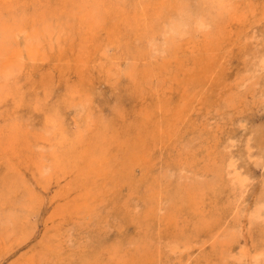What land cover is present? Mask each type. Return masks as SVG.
Masks as SVG:
<instances>
[{"label":"rangeland","instance_id":"obj_1","mask_svg":"<svg viewBox=\"0 0 264 264\" xmlns=\"http://www.w3.org/2000/svg\"><path fill=\"white\" fill-rule=\"evenodd\" d=\"M44 1L51 4L53 0ZM128 1V7L123 4L128 10H122L126 14L124 21L130 20V26L124 27L115 16L118 11L114 6L117 12L112 13V10L104 16L106 20L102 18L101 26L100 23L94 26L96 39L87 38L91 42L88 47L79 37L62 49L49 47L47 59L30 64L21 76L23 78L18 77L19 82L18 79L14 81L16 85L11 86L10 83L4 87L5 92L10 88L11 93L0 101V109H3L0 110V124L15 118L26 130H31L34 134L30 138L33 151L42 149L41 155L39 151L38 154L46 153L51 160L48 150L56 142L50 143L45 134H50L54 123L50 121L56 117L61 133L68 136L60 133L64 143L67 141V146L60 150L62 162L59 167L64 171L63 177L57 171L51 178L44 177L43 173L41 176L40 168L36 169V152L29 155L22 149L5 155V150L1 149L0 264H264V0H227L231 5L219 12L216 18H208L209 6L206 8L202 0H149L151 5L148 0H144L145 3L143 0ZM152 3L158 5L157 8L164 4L163 10ZM131 6L133 12L130 11ZM198 6H202L206 18H202L200 23L195 12L187 33L177 37L176 43L163 51L167 37L165 23L182 15L184 8L199 10ZM149 7L153 12L155 10L154 16L150 14ZM143 10L151 15L145 14L144 23L139 22L143 20L142 16L145 17ZM128 12L131 16L127 15ZM157 12L163 15L159 14L161 18L157 23L162 28H157L156 41H153L158 47L150 55L145 50L138 57V51L148 47L150 38L143 31L152 25L151 20ZM167 12L170 18L165 17ZM160 20L165 23L161 25ZM125 29L132 33L128 34L130 31ZM104 48L107 49L105 53L101 51ZM129 53L135 63L130 61ZM129 62L134 64L131 65L136 70L135 75L125 71V64ZM160 64L165 65L162 68ZM253 67L259 69L256 71ZM250 69H253L251 75ZM146 70L150 76L154 74L147 80L143 79ZM234 75L236 79H233ZM185 76L189 79L185 80ZM191 76H195L196 82ZM190 81V86H187ZM180 83L186 86L182 87ZM176 86L180 91L175 90ZM181 87L188 97L191 95L190 98H184L187 94L182 97L185 92L184 89L181 92ZM192 91L196 96H192ZM168 98L175 99L173 105ZM80 101L86 104L85 111L75 106ZM160 104L164 106L160 107ZM147 105L153 107L151 114ZM159 107H165V110L167 107L169 111L165 113ZM175 112L178 115L173 116ZM168 119H171L168 121L171 126ZM177 119H184L183 124ZM172 123H176L174 129L180 125L177 130L173 129ZM46 126L49 133L42 137L40 131H47ZM147 132L151 134L150 138ZM33 136H37V140ZM230 162L240 168L238 171L242 178L239 181L232 175ZM242 170L246 171L243 173ZM17 171L23 177L15 173ZM21 180L24 182L20 183ZM247 181L251 183L248 185ZM24 183H28L26 187ZM61 203L63 205L60 206ZM80 210L82 212L79 213ZM6 216L9 217L6 219ZM118 255L123 259H118Z\"/></svg>","mask_w":264,"mask_h":264},{"label":"bare ground","instance_id":"obj_2","mask_svg":"<svg viewBox=\"0 0 264 264\" xmlns=\"http://www.w3.org/2000/svg\"><path fill=\"white\" fill-rule=\"evenodd\" d=\"M49 2H50V0H48ZM54 1V0H53ZM51 2V4L50 3H44L45 1L44 0H0V101H2L4 98H6L8 95H9V93H11V91H10V88H8V90L5 92V89H4V87L5 86H10V83H11V86H13V85H16L15 84V82L17 81V79H18V82H19V78H21V76H23V74H25V71L27 70V68L29 67V65L30 64H32V63H39V62H41L42 60H44V59H47V57H48V55H47V50H48V48L49 47H51V48H54L55 46H58L60 49H62V47L64 46V45H67L68 43H70V42H72V41H74V40H76L77 41V38L79 37L80 39L81 38H83L84 40H82V41H85V43L83 44L85 47H86V44H87V47H88V44H91V42L88 40V39H90L91 37H93V40H94V38L96 39V37H95V34H94V32L95 31H93V28H94V26L95 25H99V23H100V26H101V22L102 21H104L102 18H104L105 19V15L107 14H109L112 10V13H114V12H117L118 11V14H116L115 16L116 17H118L121 21V23H123L124 24V27L127 25V24H129V26H130V23H129V21L127 20V21H124V20H126V18L124 17V15H126L123 11L124 10H122L123 8L125 9V11L126 10H128V9H126L124 6H123V4H125V6H127L126 5V3H127V1L128 0H114V1H116V2H114L113 1V3H108L109 1L111 2V0H70V2H69V0L67 1V0H62L60 3L58 2V1H56V3L55 2ZM108 1V2H107ZM131 1V0H130ZM130 1H128V3L130 2ZM149 1V0H148ZM152 1V0H151ZM151 1H149L150 2V5H151ZM167 1V0H166ZM180 1V0H179ZM187 1V0H186ZM203 1V3H204V6L206 7V8H208V6H209V8H208V18H211V17H213V18H216L217 17V15L219 14V12H223V11H225L230 5H231V1L230 2H227V0H202ZM202 1L201 2H199V3H202ZM137 2H139V0L137 1ZM137 2H135V4H138ZM144 2V0L142 1V3ZM145 2H146V0H145ZM144 2V3H145ZM148 2V3H149ZM169 2V1H168ZM181 2V1H180ZM197 2V1H196ZM131 3H134V1L132 2L131 1ZM154 3V2H153ZM152 3V5L153 6H155L154 4ZM175 3V2H174ZM183 3V2H182ZM70 4V5H69ZM110 4V5H109ZM111 4H113V5H111ZM166 4V3H165ZM177 4H179L178 2H177ZM134 4H132V6H133ZM163 5L164 4H160V7L161 8H157V6H155L157 9H162L163 10ZM167 5V4H166ZM71 8H70V7ZM110 6V7H109ZM114 6H115V8H117V11H115L114 10ZM131 6V7H132ZM138 6V5H137ZM143 6H145L146 7V5L145 4H143ZM168 6V5H167ZM166 6V7H167ZM169 6H170V4H169ZM128 7V6H127ZM130 7V11L133 9V7L131 8ZM178 7V6H177ZM199 7V6H198ZM197 7V8H198ZM140 8V7H139ZM147 8H148V4H147ZM146 8V9H147ZM153 7H151V9H152ZM155 8V9H156ZM134 9H135V12H137V10H136V6L134 7ZM141 9H142V7H141ZM141 9H139V10H141ZM145 9V8H144ZM173 8L171 7V10H172ZM73 10V11H72ZM149 10H150V7H149ZM166 10V9H165ZM134 11V10H133ZM133 11H131V12H133ZM143 11H145V13L143 14L144 16H145V14H146V10H143ZM142 11V12H143ZM169 11V14H171L170 13V10H168ZM176 11H178L177 9H176ZM149 12H151L150 14H152L153 13V16H154V13H156L155 12V10H154V12H153V9L152 10H150ZM160 12V11H159ZM172 12V11H171ZM195 12H196V15H197V20L198 21H200V23H202V18H206L205 17V15L202 13V6L201 7H199V10H195V9H193V10H190L189 11V9L188 8H184L183 9V12H182V15H180V16H174V17H172L171 19H169L170 17H169V15H168V12H167V14H165V17H166V15L169 17V18H166V19H169L168 20V23H165V21L164 20H160L161 22V25H162V22H164L165 23V26H164V28L166 29V32H165V34H166V40H164V47H163V51H166L167 50V48L169 47V46H172V44L173 43H176V41H177V37H179V36H184L186 33H187V30H188V26H189V24H190V20H191V17H192V15L194 16V14H195ZM130 12H128L127 13V15H130L129 14ZM173 13H175V12H173ZM133 14V13H132ZM149 13H148V15L146 14V16H151ZM159 14L160 13H158L157 12V15L154 17V19L153 20H151V26H149V27H147V25H144V26H146L147 28H145V30L143 31V32H145L146 33V37L147 36H150V38H148L149 39V41H147L148 42V47L145 49H143V47L142 46H140L139 48H141L142 47V49H140L138 52L139 53H137L139 56L138 57H140V56H142L141 54H143L144 52H145V50L147 51V53H148V55H150V53L152 52V50H156V48L158 47L157 45H155L154 44V42L156 41V33H155V31L157 30V28H159L158 30H160V27H159V25H158V23H157V21H159V19L161 18L160 16H163V15H161L162 14V12H161V14H160V16H159ZM140 15V14H139ZM105 16V17H104ZM131 16V15H130ZM133 16V15H132ZM138 16V15H137ZM146 16L145 17H143L142 16V18H143V20H141V21H139V22H142V21H144V19H146ZM152 16V17H153ZM108 17V16H107ZM112 17H113V14H112ZM128 17V16H127ZM139 17V16H138ZM129 18H131V17H129ZM102 19V20H101ZM111 19V18H110ZM113 19V18H112ZM111 19V20H112ZM117 19V18H116ZM133 19V18H132ZM149 19H151V17H149ZM149 19H147V22L149 21ZM194 19H195V17H194ZM238 19H239V17H238ZM237 19V20H238ZM262 19V18H261ZM106 20V19H105ZM232 20H233V18H232ZM264 20V19H263ZM117 21V20H116ZM123 21V22H122ZM135 22V21H134ZM150 22V21H149ZM148 22V23H149ZM153 22H156V24H154ZM242 22V21H241ZM249 22V21H248ZM260 22V21H259ZM106 23V22H105ZM104 23V24H105ZM109 23V22H108ZM113 23V22H112ZM118 23H119V21H118ZM117 23V24H118ZM131 23H133V22H131ZM142 23H144V22H142ZM159 23V24H160ZM236 23V22H235ZM240 23V22H239ZM246 23V22H245ZM257 23V22H256ZM111 24V23H110ZM109 24V25H110ZM150 24V23H149ZM154 24V25H153ZM242 24V23H241ZM240 24V25H241ZM258 24V23H257ZM114 25V24H113ZM134 25V27L136 26L135 24H133ZM247 25V24H246ZM262 25V24H261ZM260 25V26H261ZM104 26V25H103ZM118 26V25H117ZM139 26V25H138ZM141 26H142V24H141ZM99 27V26H98ZM124 27H123V30H124ZM247 27H248V25H247ZM252 27V26H251ZM107 28V27H106ZM110 28V27H109ZM109 28H107V29H109ZM126 28H129V27H126ZM136 28V27H135ZM141 28V27H140ZM162 28V27H161ZM221 28V27H220ZM226 28V27H225ZM99 29V28H98ZM112 29V28H111ZM132 29V28H131ZM104 30V29H103ZM121 30H122V28H121ZM126 30H128V29H125V31ZM133 30H134V28H133ZM221 30V29H220ZM86 31V32H85ZM90 31H91V33H90ZM116 31H117V28H116ZM128 31H130V29L128 30ZM137 31V30H136ZM139 31V30H138ZM79 32H82L81 34L79 33ZM186 32V33H185ZM209 32V31H208ZM207 32V33H208ZM86 34V35H83V34ZM120 33V32H119ZM130 33H132L131 31L128 33V34H130ZM136 33V32H135ZM158 33H159V31H158ZM179 33H182V34H179ZM112 34H113V31H112ZM81 37H80V36ZM113 35H117V34H113ZM120 35V34H119ZM126 35V34H125ZM139 35H141V37H142V34H139ZM107 36H108V34H107ZM228 36V35H227ZM233 36V35H232ZM238 36V35H237ZM236 36V37H237ZM113 37V36H112ZM145 37V36H144ZM208 37V36H207ZM78 38V39H79ZM88 38V39H87ZM102 38H103V36H102ZM107 38V37H106ZM115 38V37H114ZM209 38V37H208ZM228 38V37H227ZM108 39V38H107ZM106 39V40H107ZM134 39H136L135 37H134ZM147 39V40H148ZM87 40H88V42H87ZM105 40V39H104ZM180 40V39H179ZM189 40V39H188ZM209 40V39H208ZM108 41V40H107ZM115 41V40H114ZM123 41V40H122ZM154 41V42H153ZM238 41H240V40H238ZM238 41H235V42H238ZM106 42V41H105ZM124 42V41H123ZM135 42V41H134ZM180 42V41H179ZM108 43V42H107ZM110 43V42H109ZM131 43H133V42H131ZM136 43V42H135ZM111 44V43H110ZM119 44V43H118ZM122 44V43H121ZM140 45H141V43H139ZM138 44V45H139ZM159 44V43H158ZM232 44H234V43H232ZM81 45V47L83 46L82 45V43L80 44ZM80 45H79V47H78V45H77V47L80 49ZM104 45V44H103ZM109 45V44H108ZM123 45V44H122ZM126 46L128 45V44H125ZM187 45V44H186ZM199 45V44H198ZM237 45V44H236ZM110 46V45H109ZM114 46V45H113ZM206 46V45H205ZM208 46V45H207ZM58 47H57V49H58ZM106 47V46H105ZM111 47V46H110ZM125 47V46H124ZM128 47V46H127ZM130 47V46H129ZM94 48H95V44H94ZM99 48V47H98ZM126 48V47H125ZM230 48V47H229ZM59 49V50H60ZM77 49V48H76ZM114 49V48H113ZM134 49H135V47H134ZM133 49V50H134ZM84 50V49H83ZM89 50V49H88ZM103 50V51H102ZM105 50H107V49H101V51L103 52V53H105L104 51ZM111 50V49H110ZM110 50H108V51H110ZM118 50H119V48H118ZM136 50V49H135ZM56 53H57V51L56 50H54ZM71 51V50H70ZM75 51V50H74ZM130 51V53H131V50H129ZM197 51V50H196ZM200 51V50H199ZM203 51V50H202ZM220 51V50H219ZM222 51V50H221ZM224 52H226L225 50H223ZM53 52V51H52ZM63 52V51H62ZM62 52H60V53H62ZM80 52L82 53V51L80 50ZM100 52V51H99ZM125 52V51H124ZM123 52V53H124ZM160 52V51H159ZM172 52V51H171ZM180 52V51H179ZM50 53V52H49ZM59 53V54H60ZM65 53V52H64ZM64 53H62V54H64ZM70 53V52H69ZM106 53H108V52H106ZM121 53V52H120ZM130 53H129V55H130ZM183 53H185V52H183ZM223 53V52H222ZM54 54V53H53ZM58 54V53H57ZM56 54V55H57ZM61 54V55H62ZM66 54V53H65ZM71 54V53H70ZM112 53L110 52V55H111ZM125 54H126V52H125ZM146 54V53H145ZM176 54V53H175ZM179 54V53H178ZM200 54V53H199ZM105 55V54H104ZM108 55H109V53H108ZM120 55H122V54H120ZM129 55L127 56V57H129ZM173 55V54H172ZM205 55V54H204ZM207 55V54H206ZM226 55V54H225ZM224 55V56H225ZM252 55H254L253 53H252ZM257 55H259V54H257ZM54 56V55H53ZM107 56V55H106ZM105 56V57H106ZM125 56V57H126ZM146 56V55H145ZM228 56V55H227ZM261 56V55H260ZM264 56V55H263ZM54 57H56V56H54ZM67 57V56H66ZM110 57H114V56H110ZM123 57V56H122ZM130 57H131V55H130ZM170 57H172L171 55H170ZM180 57V56H179ZM226 57V56H225ZM229 57V56H228ZM103 58V57H102ZM106 58H109V57H106ZM115 58V57H114ZM116 58H118L117 56H116ZM159 58V57H158ZM174 58V57H173ZM176 58V57H175ZM197 58V57H196ZM198 58H199V56H198ZM231 58V57H230ZM57 59H58V57H57ZM62 59H63V57H62ZM65 59V58H64ZM86 59V58H85ZM97 59V58H96ZM110 59V58H109ZM121 59V58H120ZM127 59V58H126ZM140 59V58H139ZM169 59V58H168ZM207 59V58H206ZM209 59V58H208ZM222 59V58H221ZM224 59V58H223ZM51 60V59H50ZM99 60V59H98ZM106 60V59H105ZM111 60H113V59H111ZM117 60V59H116ZM116 60H114V61H116ZM130 60V59H129ZM134 61V63H135V60L134 59H132V57H131V60L130 61ZM199 60H200V58H199ZM211 60V59H210ZM246 60V59H245ZM244 60V61H245ZM39 61V62H38ZM54 61V60H53ZM52 61V62H53ZM67 61V60H66ZM84 61V60H83ZM101 61H103V60H101ZM113 61V62H114ZM132 61V62H133ZM196 61V60H195ZM212 61V60H211ZM229 60H227V62H228ZM60 62V61H59ZM112 62V63H113ZM142 62V61H141ZM192 62V61H191ZM197 62H198V59H197ZM214 62H215V60H214ZM218 62H220V61H218ZM263 62V61H262ZM61 63V62H60ZM96 63V62H95ZM98 63V62H97ZM99 63H101L100 61H99ZM144 63H146V62H144ZM166 63H169V61L168 62H166ZM190 63V62H189ZM193 63H194V61H193ZM40 64H43V63H40ZM51 64V63H50ZM53 64V63H52ZM83 64V62H81V65ZM84 64H85V62H84ZM104 64H105V62H104ZM114 64V63H113ZM112 64V65H113ZM117 64V63H116ZM123 64V63H122ZM125 64V63H124ZM131 64H133V63H130L129 62V64H125V65H127L126 66V73H127V70H128V74H129V72H131V74H133L134 73V71H136V70H134L135 68H133V65H131ZM147 65H148V63H146ZM153 64V63H152ZM173 65H174V63H172ZM171 64V65H172ZM180 64V63H179ZM192 64V63H191ZM228 64H229V62H228ZM254 64V63H253ZM35 65V64H34ZM106 65V64H105ZM109 65V64H108ZM111 65V64H110ZM124 65V66H125ZM142 65V64H141ZM151 65V64H150ZM153 65H155V64H153ZM161 65V64H160ZM164 65L165 64H163V66L161 65L160 67H164ZM177 65H178V63H177ZM205 65V64H204ZM203 65V66H204ZM209 66H210V63L208 64ZM215 65V64H214ZM222 65V64H221ZM224 65V64H223ZM230 65V64H229ZM37 66H38V64H37ZM37 66H34V67H37ZM57 66H60V65H57ZM56 66V67H57ZM103 66V65H102ZM116 66V65H115ZM144 66V64L142 65V67ZM159 66V65H158ZM167 66V65H166ZM179 66V65H178ZM185 66V65H184ZM190 66V65H189ZM193 66V65H192ZM202 66V65H201ZM211 66H213V65H211ZM215 66H217V65H215ZM248 66V65H247ZM46 67V66H45ZM60 67H63V66H60ZM69 67V66H68ZM90 67V66H89ZM141 67V68H142ZM177 67V66H176ZM183 67V66H182ZM194 67V66H193ZM220 67V66H219ZM256 67H258L257 65H256ZM121 68H123L122 66H121ZM123 68V69H124ZM140 68V69H141ZM152 68V67H151ZM154 68V67H153ZM155 68H157L156 66H155ZM161 68V69H162ZM166 69H167V67H165ZM196 68V67H195ZM212 68V67H211ZM216 68V67H215ZM218 68V67H217ZM228 68V67H227ZM248 68V67H247ZM34 69V68H33ZM58 69V68H57ZM122 69V71L124 72V70ZM139 69V70H140ZM143 69V68H142ZM165 69V70H166ZM178 69V68H177ZM191 69V68H190ZM196 69H198V68H196ZM201 69H202V67H201ZM206 69H208V68H206ZM253 69H254V67H253ZM253 69H250V71L249 70H247V71H249V73L251 72V70H253ZM259 69V68H258ZM257 68L256 69H254V70H258ZM29 70V69H28ZM73 70H76V69H73ZM145 70V69H144ZM163 70V69H162ZM164 70V71H165ZM168 70V69H167ZM175 70H176V68H175ZM180 70V69H179ZM192 70V69H191ZM190 70V71H191ZM216 70V69H215ZM214 70V71H215ZM245 70V69H244ZM89 71V70H88ZM87 71V73H89ZM147 71V73H146V75H145V77L144 76H142V77H144L143 79H145V80H147V79H149V78H147L148 76L151 78L152 76H150L151 75V73H149V71H150V69H149V71L148 70H146ZM152 71L154 72L155 70H153L152 69ZM151 71V72H152ZM198 71H199V69H198ZM207 71V70H206ZM205 71V72H206ZM217 71V70H216ZM246 71V70H245ZM244 71V72H245ZM47 72V71H46ZM50 72V71H49ZM48 72V73H49ZM68 72V71H67ZM140 72H141V70H140ZM156 72H159V70L157 71L156 70ZM155 72V73H156ZM162 72V71H161ZM160 72V73H161ZM167 72V71H166ZM175 72H177V71H175ZM200 72V71H199ZM198 72V73H199ZM209 72H210V70H209ZM244 72L242 73L241 72V74H244ZM254 72V71H253ZM29 73V72H28ZM33 73V72H32ZM45 73V72H44ZM72 73H73V71H72ZM76 73V72H75ZM136 73V72H135ZM135 73L133 74V75H135ZM169 73V72H168ZM172 73V72H171ZM185 73V72H184ZM188 73H190L189 71H188ZM192 73H193V71H192ZM197 73V74H198ZM125 74V73H124ZM140 74V73H139ZM144 74H145V72H144ZM186 74H187V70H186ZM239 73H237V75H238ZM247 74V73H246ZM254 74V73H253ZM45 75V74H44ZM46 75H50V74H46ZM77 75V74H76ZM88 75V74H87ZM141 75V74H140ZM193 75H194V73H193ZM201 75H203V77H204V74H201ZM211 75H212V73H211ZM236 75V74H235ZM234 75V76H235ZM248 75V74H247ZM250 75H251V73H250ZM27 76V75H26ZM132 76V75H131ZM131 76H130V78H131ZM172 76V75H171ZM181 76V75H180ZM195 76H196V74H195ZM195 76H191L192 78H193V81L194 82H196L195 81ZM206 76V75H205ZM233 76V79L235 78H237V76H235L234 77ZM239 76V75H238ZM245 77H246V75H244ZM243 76V77H244ZM254 77H255V75H253ZM19 77V78H18ZM81 77H82V75H81ZM135 77V76H134ZM138 77V76H137ZM140 77V76H139ZM198 77H202V76H198ZM198 77L196 78L197 80H199L198 79ZM240 77V76H239ZM238 77V78H239ZM23 78V77H22ZM21 78V79H22ZM27 78V77H26ZM25 78V79H26ZM126 78H127V76H126ZM182 78V77H181ZM186 78L187 79H189V77H186L185 76V80H186ZM191 78V79H192ZM231 78V77H230ZM248 78V77H247ZM24 79V80H25ZM79 79V78H78ZM86 79V78H85ZM139 79V78H138ZM142 79V80H143ZM171 79H175V78H171ZM190 79V80H191ZM201 79V78H200ZM206 79V78H205ZM217 79V78H216ZM222 79V78H221ZM240 79V78H239ZM79 80H81V79H79ZM128 80H130L129 78H128ZM131 80H134V79H131ZM181 80V79H180ZM183 80V79H182ZM202 80V79H201ZM200 80V81H201ZM241 80V79H240ZM243 80H244V78H243ZM14 82V84H13V82ZM22 81V80H21ZM20 81V82H21ZM83 81V80H82ZM192 81V80H191ZM191 81H190V83L189 84H187V86L189 85L190 86V84H191ZM228 81V80H227ZM231 81V79H229V82ZM237 81H238V79H237ZM78 82V81H77ZM138 82V81H137ZM137 82H136V84H137ZM178 82V81H177ZM183 82V81H182ZM189 81H187V83H188ZM225 82V81H224ZM233 82V81H232ZM232 82H231V85H232ZM139 83V82H138ZM186 83V81H184V84ZM197 83H198V81H197ZM196 83V84H197ZM203 83V82H202ZM234 83V82H233ZM239 83V82H238ZM44 84V83H43ZM46 84V83H45ZM82 85H83V83H81ZM172 84H173V81H172ZM171 84V85H172ZM179 84V83H178ZM177 84V85H178ZM181 85H182V87L183 86H186V85H183L182 83H180ZM199 84V83H198ZM47 85V84H46ZM71 85V84H70ZM69 85V86H70ZM215 85V84H214ZM222 85V84H221ZM221 85H219V86H221ZM229 85V84H228ZM230 85V86H231ZM234 85V84H233ZM232 85V86H233ZM192 86V85H191ZM194 86V85H193ZM198 86V85H197ZM48 87V86H47ZM50 87V86H49ZM48 87V88H49ZM76 87H79L80 88V86H76ZM84 87V86H83ZM177 87V86H176ZM181 87V88H182ZM205 87V86H204ZM222 88H223V86H221ZM234 87V86H233ZM12 88V87H11ZM72 88V87H71ZM172 88H173V85H172ZM174 88H175V86H174ZM179 87H177L175 90H179L178 89ZM200 88H201V86H200ZM200 88L199 89H196V90H200ZM220 88V87H219ZM183 89L184 88H182V90H181V92L183 91ZM218 89V88H217ZM18 90V89H17ZM48 90H50V89H48ZM76 90V89H75ZM202 90V89H201ZM222 90V89H221ZM180 91V90H179ZM178 91V92H179ZM186 90L184 89V91L183 92H185ZM224 91V90H223ZM230 90L228 89V92H229ZM12 92H13V94H14V91L12 90ZM164 92V91H163ZM182 92V93H183ZM193 92V91H192ZM191 92V94H192V96L193 95H195L194 94V92L192 93ZM218 92H219V90H218ZM227 92V94H229V93H232V92H229L228 93ZM16 93V92H15ZM165 93V92H164ZM164 93H162V94H164ZM196 93H199V92H196ZM212 93V92H211ZM225 93H226V91H225ZM161 94V93H160ZM172 95H173V93H171ZM174 94H175V92H174ZM181 93H179V95H180ZM185 94H187V92H185L184 94H183V96L182 97H184V95ZM203 94V93H202ZM218 94H220V93H218ZM21 94L19 93V96H20ZM23 95V94H22ZM167 95V94H166ZM169 95V94H168ZM167 95V96H168ZM171 95V96H172ZM200 95H201V93H200ZM231 95V94H230ZM170 96V95H169ZM170 96V97H171ZM175 96H176V94H175ZM186 97H184V98H187L188 97V94L187 95H185ZM191 96V95H190ZM190 96L188 97V98H190ZM196 96V95H195ZM194 96V97H195ZM199 96V95H198ZM220 96H221V94H220ZM160 97H162V95L160 96ZM180 97V96H179ZM178 97V101H180V98ZM215 97V96H214ZM223 97H224V95H223ZM228 97H229V95H228ZM234 97V96H233ZM166 98V97H165ZM164 98V99H165ZM184 98L182 99V101L184 102ZM187 98V99H188ZM230 98H231V96H230ZM14 99V98H13ZM18 99H20V98H18ZM22 99H24L23 97H22ZM21 99V100H22ZM170 98H168V100H169ZM185 100V101H188V100ZM224 99V98H223ZM20 100V101H21ZM163 100V99H162ZM165 100H167V99H165ZM171 100V99H170ZM170 100H169V102H170ZM173 100H174V102H175V99L173 98L172 100H171V103L173 102ZM198 100H199V98H198ZM154 101V100H153ZM157 101H159V99L157 100ZM177 101V100H176ZM223 101V100H222ZM161 102V101H160ZM168 102V101H167ZM168 102V103H169ZM207 102V101H206ZM220 102V101H219ZM177 103V102H176ZM185 103V102H184ZM214 103V102H213ZM212 103V104H213ZM222 103V102H221ZM179 104H182L183 105V103H179ZM186 104V103H185ZM184 104V105H185ZM194 104V103H193ZM214 104H216V103H214ZM219 104V103H218ZM223 104V103H222ZM153 105V104H152ZM156 105V104H155ZM167 105H169V104H167ZM172 105H173V103H172ZM202 105V104H201ZM217 105V104H216ZM3 106V105H2ZM75 106H79V108L82 110V111H85L86 110V104L84 103V101H80V103H78V104H76ZM162 106H164L163 104H162ZM161 106V104H160V107H162ZM170 106H171V104H170ZM187 106V105H186ZM195 106V105H194ZM220 106V105H219ZM5 107V106H4ZM160 107L158 108V109H160ZM168 107V106H167ZM167 107H166V110H168L167 109ZM177 107H179V105H177ZM180 107H182L181 105H180ZM206 107V106H205ZM209 107H211V106H209ZM215 107V106H214ZM217 107V106H216ZM146 108H148L147 110L150 112V114L152 113V108L153 107H148V105H147V107ZM169 108V107H168ZM174 108V107H173ZM193 108H195V107H193ZM192 107H191V109H193ZM2 109V108H1ZM0 109V110H1ZM57 109V108H56ZM165 110V107H163V108H161L160 109V111H164ZM175 109V108H174ZM182 109V108H181ZM202 109V108H201ZM220 109V108H219ZM3 110V109H2ZM166 110H165V113H166ZM176 110V109H175ZM178 110L180 111V108H178ZM196 110V109H195ZM199 110H200V107H199ZM205 110H208V108L206 107V109ZM51 111V110H50ZM53 111V110H52ZM56 111H58V110H56ZM144 111V110H143ZM169 111V110H168ZM168 111H167V113H168ZM178 111V112H179ZM55 112V110L52 112V113H54ZM142 112V111H141ZM156 112H157V110H156ZM191 112V111H190ZM196 112H198V111H196ZM201 112V111H200ZM9 113V112H8ZM57 113V112H56ZM55 113V114H56ZM59 113V112H58ZM154 113V112H153ZM163 113V112H162ZM176 113V112H175ZM180 113H182V112H180ZM55 114H54V116H55ZM143 114V113H142ZM186 114V113H185ZM56 115H58V114H56ZM145 115H148L147 113L145 114ZM157 115V114H156ZM174 115H178L177 113L176 114H174L173 113V116ZM201 116H202V114H200ZM8 116V115H7ZM6 116V117H7ZM152 116V115H151ZM180 116L181 115H179V118H180ZM186 116V115H185ZM198 116V115H197ZM53 117V116H52ZM170 117H172V116H170ZM176 117V116H175ZM178 117V116H177ZM195 117H196V114H195ZM199 117V116H198ZM197 117V118H198ZM153 118V117H152ZM160 118V117H159ZM182 118V117H181ZM196 118V119H197ZM8 119V118H7ZM57 117L53 120V121H50V122H54V123H52L51 124V126H52V130H50L51 132H50V134H48L49 132H48V130H47V126L49 125L50 126V124H48L47 126H46V130L47 131H45V132H43V130L42 131H40V134H41V136L43 137L44 136V134L46 133V132H48L47 134L48 135H46L45 134V136H46V138L50 141V143H52V144H54L55 142V144L53 145V146H51V148H49L50 150H48L47 148V150L48 151H50V157H52L51 158V160H49L48 158H49V156L46 154V153H42V156H40L41 154H40V152H41V150L39 151L38 149H36L37 148V146H36V150L37 151H39V154H38V152L37 151H33L34 149L32 148L33 147V144H32V142H31V135L33 134L32 133V131L31 130H26V128L23 126V124H20V122L19 121H17L15 118H12V119H10L9 121L7 120L6 122H4V123H1L0 124V151H1V149H3V152H4V150H5V155H7V153H12V152H14L15 153V151L16 150H22L23 149V151H26L27 150V152H28V154L29 155H31L30 154V152H36V156H35V159H36V169L38 168L39 169V174L41 175V176H43L42 175V173L45 175L44 177H48V178H51L52 176H53V174H54V172L55 171H57L58 173H59V176L61 175V174H63L64 173V171L59 167V166H61L60 165V162H62V159H61V154H60V150H61V148L63 149V147H64V145H65V143L67 144V141L65 140V143H64V138H62L61 136H60V133H61V131H62V129H61V127H60V125H59V123H57ZM148 119V118H147ZM165 119V118H164ZM185 119V118H184ZM183 119V120H184ZM199 119V118H198ZM201 119V118H200ZM157 120H159V119H157ZM171 120V119H170ZM169 119L167 120V123H168V121L169 122H171ZM177 120H179V119H177ZM183 120H181L182 121V123L181 124H183ZM160 121V120H159ZM180 121V120H179ZM178 121V122H179ZM180 121V122H181ZM175 122H176V119H175ZM177 122V123H178ZM195 122H198L197 120L195 121ZM140 123V122H139ZM160 123V122H159ZM163 123V122H162ZM165 123V122H164ZM163 123V124H164ZM199 123V122H198ZM155 124V123H154ZM169 125H170V123H168ZM172 124H174V126H173V129H174V127H175V125H176V123H172ZM179 124V123H178ZM201 124V123H200ZM161 125V124H160ZM165 125V124H164ZM194 125V124H193ZM156 126V125H155ZM171 126V125H170ZM170 126H168V127H170ZM180 126V125H179ZM178 125H177V128L179 127ZM184 126V125H183ZM185 126H186V124H185ZM138 127H139V125H138ZM159 127L160 126H158V129H159ZM164 127V126H163ZM187 127V126H186ZM199 127H200V125H199ZM203 127V126H202ZM172 128V127H171ZM177 128H175L176 130H177ZM155 129H157V128H155ZM166 129H168V128H166ZM174 129V130H175ZM186 129V128H185ZM198 129V128H197ZM61 130V131H60ZM151 130H154V129H152L151 128ZM170 131L171 132H173L171 129H170ZM170 131H169V133H170ZM41 132H43V133H41ZM149 132V131H148ZM148 132H147V134H148ZM164 132H165V130H164ZM194 132H197V131H194ZM193 132V133H194ZM162 133H163V130H162ZM174 133V132H173ZM172 133V134H173ZM39 134V133H38ZM40 134H39V136H40ZM62 134V136H64V135H66L65 133H64V135H63V133H61ZM167 134H168V132H167ZM34 135V134H33ZM37 135V134H36ZM149 135V134H148ZM151 135V134H150ZM150 135H149V138H150ZM169 135V134H168ZM167 135V136H168ZM183 135V134H182ZM40 136V137H41ZM66 136H68V135H66ZM146 136V135H145ZM166 136V137H167ZM34 137V136H33ZM37 136H35L34 138H36ZM41 137V138H42ZM157 137V136H156ZM38 138V137H37ZM37 138H36V140H37ZM45 138V137H44ZM170 138V137H169ZM180 138V137H179ZM43 139V138H42ZM145 139H146V137H145ZM248 139V138H247ZM49 141H48V144H49ZM148 141V140H147ZM152 141H154V140H152ZM248 141V140H247ZM54 142V143H53ZM159 142V141H158ZM36 143H38V142H36ZM144 143V142H143ZM154 143H156V142H154ZM161 143V142H160ZM167 143V142H166ZM166 143H165V145H166ZM253 143V142H252ZM255 143V142H254ZM40 144V143H39ZM39 144H37L38 145V147L40 146ZM45 144V143H44ZM69 144V143H68ZM126 144V143H125ZM140 144H142V143H140ZM169 144V143H168ZM242 144V143H241ZM244 144V143H243ZM138 145V144H137ZM146 145V144H145ZM159 145H161V144H159ZM163 145V144H162ZM165 145H164V147H165ZM248 145V144H247ZM65 146H67V145H65ZM126 146V145H125ZM136 146V145H135ZM142 146V145H141ZM4 147V148H3ZM124 147V146H123ZM137 147V146H136ZM144 147V146H143ZM146 147V146H145ZM153 147V146H152ZM40 148V147H39ZM43 148V147H42ZM45 148V147H44ZM138 148V147H137ZM147 148V147H146ZM158 148V147H157ZM162 148V147H161ZM166 148V147H165ZM31 149H32V151H31ZM46 149L44 150V152L46 151ZM143 149V148H142ZM149 149V148H148ZM164 149V148H163ZM240 149V148H239ZM151 150V149H150ZM159 150V149H158ZM168 150V149H167ZM43 151V150H42ZM7 152V153H6ZM18 152V151H17ZM47 152V151H46ZM164 152V151H163ZM150 153H151V151H150ZM27 154V153H26ZM35 154V153H34ZM141 154V153H140ZM11 155V154H10ZM14 155V154H13ZM17 155V154H16ZM24 155H25V153H24ZM64 155V154H63ZM28 156V155H27ZM34 156V155H33ZM37 157V158H36ZM143 157V156H142ZM147 157V156H146ZM18 158V157H17ZM29 158V157H28ZM34 158V157H33ZM47 158V159H46ZM66 158V157H65ZM186 158H188V157H186ZM30 159H31V157H30ZM103 159V158H102ZM107 159V158H106ZM150 159V158H149ZM193 159V158H192ZM19 160H20V158H19ZM34 160V159H33ZM108 160V159H107ZM147 160V159H146ZM237 160V159H236ZM99 161V160H98ZM142 161V160H141ZM178 161H179V159H178ZM187 161V160H186ZM189 161V160H188ZM191 161H193V160H191ZM7 162H8V160H7ZM103 162H104V160H103ZM182 162V161H181ZM194 162V161H193ZM33 163H35V162H33ZM105 163V162H104ZM107 163V162H106ZM109 163V162H108ZM234 162H230V166H231V172H232V170H233V173L234 174H232L233 176L235 175V177H236V179H238V181H239V179H241L242 178V176L240 175V173H239V171H238V169H240V168H238L237 169V167H235V165L233 164ZM238 163V162H237ZM9 164H10V162H9ZM23 164V163H22ZM141 164V163H140ZM181 164H183V163H181ZM11 165V164H10ZM27 165V164H26ZM35 165V164H34ZM196 165V164H195ZM121 166V165H120ZM138 166V165H137ZM180 166V165H179ZM182 166H184V164L182 165ZM103 167V166H102ZM143 167H144V165H143ZM186 167V166H185ZM13 168V167H12ZM28 168V165H27V167H26V169ZM145 168V167H144ZM10 169H11V167H10ZM15 169V168H14ZM140 169V168H139ZM142 169V168H141ZM244 169H245V166H244ZM41 170V171H40ZM179 170H181V169H179ZM178 170V171H179ZM247 170V169H246ZM245 170V171H246ZM33 171V170H32ZM31 170H30V172H32ZM145 171V170H144ZM183 171V170H182ZM244 171V172H245ZM101 172V171H100ZM116 172V171H115ZM242 172H243V170H242ZM243 172V173H244ZM15 173H18V171L17 172H15ZM28 173V172H27ZM108 173V172H107ZM197 173V172H196ZM195 173V174H196ZM14 174V173H13ZM31 174H33V172L31 173ZM91 174V173H90ZM97 174H98V172H97ZM110 174H111V172H110ZM180 174V173H179ZM10 175V174H9ZM18 175H20V171H19V173H18ZM87 175V174H86ZM108 175V174H107ZM197 175V174H196ZM14 176V175H13ZM21 176V175H20ZM62 177H63V175H61ZM60 176V177H61ZM180 176V175H179ZM248 176V175H247ZM21 177H23V176H21ZM21 177H19L20 179H22ZM34 177V176H33ZM71 177V175L69 176V178ZM89 177V176H88ZM95 177L96 176H94V178L93 179H95ZM30 178V177H29ZM102 178V177H101ZM249 178H251V177H249ZM25 179V178H24ZM23 179V180H24ZM40 179V178H39ZM3 180V179H2ZM14 180V179H13ZM12 180V181H13ZM27 180H28V178H27ZM67 180V179H66ZM64 181V183L66 182L67 183V181L69 180H67V181ZM89 180H90V177H89ZM22 181V180H21ZM25 182H26V179L24 180ZM24 181H22V182H20V183H23ZM31 181V180H30ZM30 181H29V183H30ZM8 182V181H7ZM7 182H6V184H7ZM35 181H33V183H34ZM62 182V181H61ZM244 182H246V181H244ZM244 182H243V184H244ZM4 183V182H3ZM9 183H10V181H9ZM8 183V184H9ZM187 183V182H186ZM190 184H191V182H189ZM251 183V182H250ZM248 181H247V183L246 184H250ZM263 184H264V182H262ZM5 184V183H4ZM28 184V183H27ZM27 184H25L24 183V185H25V187H26V185ZM189 184V185H190ZM242 184V185H243ZM245 185V184H244ZM32 186V185H31ZM34 186H35V184H34ZM68 186V185H67ZM6 187V186H5ZM37 187V186H36ZM187 187H188V185H187ZM244 187V186H243ZM249 187V186H248ZM247 187V188H248ZM251 187H252V185H251ZM264 186H262V188H263ZM189 188V187H188ZM28 189V188H27ZM33 189V188H32ZM260 189H261V186H260ZM264 189V188H263ZM30 190V189H29ZM94 190V189H93ZM262 190V189H261ZM21 191V190H20ZM25 191V190H24ZM28 191V190H27ZM59 191V190H58ZM29 192V191H28ZM31 192V191H30ZM260 191H258V193H259ZM58 193H60V191L58 192ZM39 194V193H38ZM18 195V194H17ZM29 195H31V193L29 194ZM44 195H46V194H44ZM152 196V194H150V196L149 197H151ZM258 196V195H257ZM260 196H262V194L260 195ZM31 197V196H30ZM42 197V196H41ZM258 198H260V197H258ZM1 199V198H0ZM18 198H16V200H17ZM44 199H45V197H44ZM11 200H13V199H11ZM20 201V200H19ZM24 202V201H23ZM27 202V201H26ZM4 203V202H3ZM13 203H14V201H13ZM16 203V202H15ZM21 203V202H20ZM239 203H241V201L239 202ZM19 204V203H18ZM23 204V203H22ZM21 205V204H20ZM61 205H63L62 203L60 204V206ZM242 205H243V203H242ZM29 206V205H28ZM94 207V206H93ZM242 207V206H241ZM11 208V207H10ZM13 208V207H12ZM242 208H244V207H242ZM0 209H2V208H0ZM14 209V208H13ZM240 210H242V209H240ZM255 210V209H254ZM1 211V210H0ZM12 211H15V210H12ZM62 212V211H61ZM80 212H82L81 210L79 211V213ZM12 213V212H11ZM260 213V212H259ZM247 214V213H246ZM258 214V213H257ZM0 215H2V214H0ZM9 215V214H8ZM14 215H15V213H14ZM14 215L13 216H11V220L14 218ZM17 215V214H16ZM249 216V215H248ZM2 217V216H1ZM1 217H0V219H1ZM9 216H6V219L8 218ZM5 219H3V221H4ZM5 222V224H6V221H4ZM4 224V225H5ZM8 224V223H7ZM14 227V226H13ZM12 227V228H13ZM14 229V228H13ZM12 229V230H13ZM11 230V229H10ZM11 230V231H12ZM9 231V230H8ZM9 233V232H8ZM5 246V245H4ZM114 251V250H113ZM123 251V250H122ZM116 254V253H115ZM120 255H118V257H119ZM113 257V256H112ZM112 257H111V259H112ZM115 257V256H114ZM118 259H123V256L120 258H118ZM120 261V260H119ZM113 263V262H112ZM107 264H109V263H107Z\"/></svg>","mask_w":264,"mask_h":264}]
</instances>
